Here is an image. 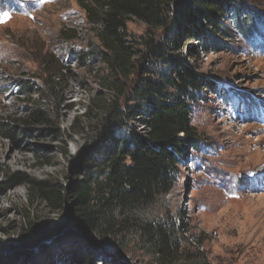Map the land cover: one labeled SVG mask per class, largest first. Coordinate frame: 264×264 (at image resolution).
I'll return each mask as SVG.
<instances>
[{
    "label": "rangeland",
    "instance_id": "374dc122",
    "mask_svg": "<svg viewBox=\"0 0 264 264\" xmlns=\"http://www.w3.org/2000/svg\"><path fill=\"white\" fill-rule=\"evenodd\" d=\"M91 2L0 0V119L15 122L18 132L15 141L0 137V264H264V0H237L246 32L229 12L224 44L207 43L190 58L212 88L191 103L195 146L180 156L168 191L137 207V218L115 213L120 224L109 234L60 226L82 165L103 157L95 148L104 102L116 97L124 113L117 132L145 130L138 102L129 99L143 59L133 57L136 70L122 77L89 52L101 49L99 26L83 9ZM126 27L131 39L147 38L145 23L131 18ZM163 31L153 30L158 37ZM181 53L188 55L183 40ZM111 81L122 90L111 91ZM40 107L49 122H26ZM23 180L52 182L61 206L30 200ZM43 226L47 234L30 247ZM158 226L171 243L161 252Z\"/></svg>",
    "mask_w": 264,
    "mask_h": 264
},
{
    "label": "trees",
    "instance_id": "16d2710c",
    "mask_svg": "<svg viewBox=\"0 0 264 264\" xmlns=\"http://www.w3.org/2000/svg\"><path fill=\"white\" fill-rule=\"evenodd\" d=\"M83 9L89 22L99 26L101 49L89 52H95L110 73L128 77L137 67L133 57L143 59L129 99L138 102L144 132H117L124 113L118 110L116 97L108 98L98 133L102 137L95 148L103 157L95 163L89 158L82 165L81 179L68 192L69 214L60 226L95 236L109 234L118 227L115 213L125 220L137 218L132 215L137 207L168 191L180 156L188 146H195L197 133L190 122L191 103L203 90L212 88V82L199 73L190 58L205 49L207 43L213 48L224 44L221 38L229 34L225 23L229 12L236 14L241 32L246 28L239 23L243 7L237 0H92L91 4L84 3ZM131 18L146 24L147 38H130L126 26ZM159 28L164 31L158 37L153 30ZM182 40L187 43L188 55L181 53ZM192 40L196 43L190 44ZM107 86L114 92L122 90L114 81ZM24 91H30V87L21 84ZM48 119L40 107L26 122L47 123ZM17 133L15 122L0 119L1 138L15 141ZM23 182L28 184L30 200L38 199L52 208L61 206L63 195L52 182ZM145 228L149 232L154 229L149 225ZM155 231L160 237L159 251L168 250L171 243L164 229L158 226ZM47 232L48 226L37 229L30 242L39 237L42 240ZM5 250L0 241L3 258ZM88 261L89 258L79 263L89 264ZM192 264L211 263L198 259Z\"/></svg>",
    "mask_w": 264,
    "mask_h": 264
},
{
    "label": "water",
    "instance_id": "95a60500",
    "mask_svg": "<svg viewBox=\"0 0 264 264\" xmlns=\"http://www.w3.org/2000/svg\"><path fill=\"white\" fill-rule=\"evenodd\" d=\"M75 230L73 229V230H68V232H74ZM39 241H41V238L39 237V238H36V239H34V240H32L31 242H30V244H29V246L30 247H34V246H36V245H38L39 244Z\"/></svg>",
    "mask_w": 264,
    "mask_h": 264
},
{
    "label": "bare ground",
    "instance_id": "6f19581e",
    "mask_svg": "<svg viewBox=\"0 0 264 264\" xmlns=\"http://www.w3.org/2000/svg\"><path fill=\"white\" fill-rule=\"evenodd\" d=\"M254 155V154H253ZM262 169V172L264 171V168H261ZM263 174H264V172H263Z\"/></svg>",
    "mask_w": 264,
    "mask_h": 264
}]
</instances>
